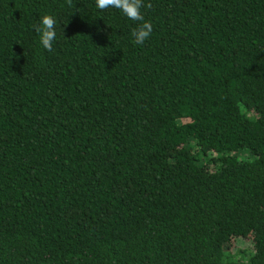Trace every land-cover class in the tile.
Segmentation results:
<instances>
[{"label":"trees","instance_id":"trees-1","mask_svg":"<svg viewBox=\"0 0 264 264\" xmlns=\"http://www.w3.org/2000/svg\"><path fill=\"white\" fill-rule=\"evenodd\" d=\"M145 3L0 0V264H264V0Z\"/></svg>","mask_w":264,"mask_h":264},{"label":"clouds","instance_id":"clouds-1","mask_svg":"<svg viewBox=\"0 0 264 264\" xmlns=\"http://www.w3.org/2000/svg\"><path fill=\"white\" fill-rule=\"evenodd\" d=\"M96 6L100 10L119 9L128 19L142 22L132 32L136 44H143L151 36L153 32L152 24L144 20L141 11L144 7H151V4H146L145 0H96ZM55 23V18L52 15L45 14L35 29L39 33L40 44L48 51L52 50L56 38Z\"/></svg>","mask_w":264,"mask_h":264},{"label":"rangeland","instance_id":"rangeland-1","mask_svg":"<svg viewBox=\"0 0 264 264\" xmlns=\"http://www.w3.org/2000/svg\"><path fill=\"white\" fill-rule=\"evenodd\" d=\"M246 242H247V245L249 244V242L248 241H237V242H233V244H234V246L236 247V248H238V247H243V246H245L246 245ZM234 246H232V247H234ZM234 247V248H235Z\"/></svg>","mask_w":264,"mask_h":264}]
</instances>
